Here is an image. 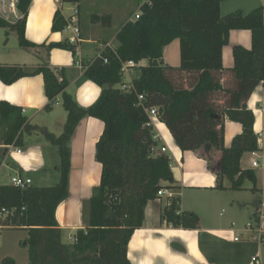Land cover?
<instances>
[{
	"label": "trees",
	"instance_id": "trees-1",
	"mask_svg": "<svg viewBox=\"0 0 264 264\" xmlns=\"http://www.w3.org/2000/svg\"><path fill=\"white\" fill-rule=\"evenodd\" d=\"M31 0H17L21 16L10 22L0 16V27L17 34L21 47L35 46L25 36L26 16ZM76 2L77 0H61ZM221 0H138L139 16L121 25L116 33L119 43L114 50L106 47L84 70L86 78L101 87L98 98L89 106H80L66 92L67 81L61 80L46 65L35 68L0 65V80L10 84L20 77L41 74L47 98L60 95L66 120L59 136L46 128L28 125L21 108L0 100V143L18 145L22 134L39 132L57 148L59 178L50 186L30 184L25 188L0 185L2 227L27 230L24 243L28 247V264H103V244L109 234L119 230L114 245L115 262L130 264L126 247L136 228L144 223V208L156 199L158 190L171 188V158L161 151L154 138L152 124L145 108L155 107L157 117L165 124L181 150H192L212 168L213 155L220 153L216 188L222 179L232 189H241L246 177L254 180L251 171L240 167L246 151L259 149L253 131L254 114L247 107L253 89L264 81L263 8L248 12L235 10L220 15ZM93 21L108 24V15L92 16ZM65 19L55 11L51 30L60 31ZM232 29H248L252 44L232 47L233 64L222 65V48L228 43ZM173 39L180 44V63H163L162 49ZM73 47L66 41L41 44ZM106 58L107 61L103 62ZM132 60L137 75L129 84L121 72L123 62ZM146 60L145 65H140ZM128 85V86H125ZM142 95V105L138 95ZM94 117L103 122V131L95 143V160L101 164V176L84 210L85 227L75 232L77 241L69 251L62 243L61 230L55 217L57 206L68 195L70 170V138L78 122ZM239 122L242 130L229 146L224 145L225 120ZM161 218L176 227L196 228V213L180 210V198L168 199ZM104 253V252H103ZM0 264H16L9 257Z\"/></svg>",
	"mask_w": 264,
	"mask_h": 264
},
{
	"label": "crops",
	"instance_id": "crops-1",
	"mask_svg": "<svg viewBox=\"0 0 264 264\" xmlns=\"http://www.w3.org/2000/svg\"><path fill=\"white\" fill-rule=\"evenodd\" d=\"M115 1L77 0L70 2L72 8L78 7L79 9L82 39L79 50L85 62L94 60L105 44H109L113 49L119 45L116 33L122 24L115 25L114 17L116 18L121 12L115 4V11L108 6L109 2L114 3ZM261 2L264 17V1L261 0ZM65 3L61 0H31L26 16L25 36L27 40L36 45L21 47L16 34L18 46L0 54V65H18L27 68L46 65L55 71L60 80L65 78L66 92L80 106L87 107L98 98L101 87L86 78L84 70L75 65L72 50L59 47L47 50L39 46L66 41L67 33L63 29L51 30L52 18L56 10L64 19L68 17V10H72L70 6L65 7ZM252 4L257 5L256 2ZM82 6L88 8L84 14H88L89 19L84 18L83 20ZM253 6L252 9L256 8ZM16 13L15 7L10 13L15 17L5 19L14 22L21 16L20 13ZM96 15H108L109 23L102 24L100 21H93L92 16ZM127 20L128 18L125 22ZM8 32L6 30L5 36ZM113 38L117 41L116 45L112 44L115 40ZM8 41L9 39L5 42ZM84 43L93 44L95 56L85 51ZM235 44L249 49L252 44L251 32L248 29L229 31L228 43L222 48L224 67H230L233 64L232 47ZM162 60L167 65H179L180 44L178 39H173L163 47ZM132 71V69L129 70L131 78L128 77L127 82L136 77H132L131 73H134ZM57 98L59 100L57 104H53L51 108L45 107L47 98L43 78L39 73L20 77L10 84L0 80V100H6L20 107L26 116L28 125L46 128L54 136L61 134L66 120V111L61 104L60 95ZM247 107L254 114L253 131L257 136L259 149L256 150L255 155H252L251 151L242 154L240 167L251 171L254 180L246 177L241 189L238 190L232 189L231 182L226 178L222 179L223 188H216L215 170H218L220 162L218 151L214 153V163L209 169L207 161L198 153L192 150H181L177 146L165 124L158 117L153 119L154 137L158 139L161 146L166 148L165 152L171 158L173 181L171 182L172 187L168 189L173 196L180 198V210L196 213L199 223L196 228L173 226L161 218L162 208L168 202V198L161 196L148 201L144 208V223L133 231L127 243L126 256L130 264H264V236L261 241L251 239L256 229L248 230L247 223L241 229L233 228L234 222L239 217L247 220L252 215L251 218L256 221L259 208L264 203V81L251 92ZM241 130L242 126L239 122L226 119L224 145L229 146L233 137ZM102 131L103 122L101 120L84 117L78 122L70 138L68 195L60 202L55 212L58 227L61 230L62 243L69 251L75 243L71 240L76 237L75 232L85 227L84 210L87 209V202L93 188L100 181L101 164L95 160L94 153L95 143ZM259 134H261L260 137ZM21 136L22 141L18 145L0 143V175L2 170L6 169L9 179L12 175L19 173L29 177L33 185L50 186L46 183L47 177L52 174V171L58 170L57 148L52 144L48 146V142L45 143L33 137L42 136L39 132L24 133ZM23 136L27 137L23 138ZM15 147L20 148L21 151L17 152L14 150ZM46 150H49L48 156ZM253 160L257 161V165L252 164ZM35 180L36 183H34ZM3 184H9V182H0V185ZM219 204L228 207V217L224 218L221 213L213 215V209ZM209 206L211 215L205 219L200 208L206 207L205 210H208ZM258 222L259 226L264 229V218H260ZM236 236H238L237 240L234 239ZM252 257H256L258 263L254 262Z\"/></svg>",
	"mask_w": 264,
	"mask_h": 264
},
{
	"label": "rangeland",
	"instance_id": "rangeland-1",
	"mask_svg": "<svg viewBox=\"0 0 264 264\" xmlns=\"http://www.w3.org/2000/svg\"><path fill=\"white\" fill-rule=\"evenodd\" d=\"M123 1V0H122ZM125 1V2H124ZM123 2L116 0L114 3L109 2L108 6L110 9L115 11L114 4L117 6V8L120 10L121 13L118 15L116 18L114 17V22L115 25H121L125 22V19L128 18V20H135L134 18V12L138 13V0H124ZM104 2V1H102ZM252 4V3H255ZM66 6H70L72 9V5L70 2L65 3ZM255 5V6H253ZM262 2L261 0H221L220 2V15L224 16L228 14L229 12L235 11V10H241L244 13L248 12L251 10L252 6L253 7H262ZM249 9V10H248ZM82 13H83V20L89 19V15H85L84 13L88 11V8L85 6L81 7ZM117 10V9H116ZM16 14H19L20 11L17 9L16 6ZM68 16L72 13V11L68 10ZM15 15L10 14V18L8 17L7 19H13ZM127 20V21H128ZM264 21V17H263ZM110 31H114L113 29H108ZM6 30L4 28H0V54H3L6 50L18 46L17 43V38H16V33L15 31H9L6 36H5ZM4 35V36H3ZM7 39H9L8 42ZM115 38H113L114 40ZM117 41L116 39L113 41V45H116ZM83 48H85V51L88 54H91L92 56H95L94 53L95 51L93 50V44L90 43H84ZM140 65H145L146 60H141ZM137 66H133L132 69L134 73H131L132 77L137 75ZM134 68V69H133ZM129 72V71H128ZM130 73V72H129ZM128 77H131L130 75L128 76L127 73L124 74V81L125 83L129 84ZM27 136H23V138H26ZM36 139H40L41 141L47 143L46 139L44 136H33ZM38 137V138H37ZM48 146H51L50 143L48 142ZM53 148V147H51ZM54 149V148H53ZM49 150H46V155L48 156ZM212 164L214 161L211 162ZM52 171V169H51ZM59 178V171H52V174L48 175L47 177V184H52L55 181L57 182ZM0 182H9L10 179L8 178L7 175V170L3 169L0 175ZM36 183V180L34 181ZM206 207H203V209L200 208L201 213L203 214V217L205 219L209 218L211 215V209L210 206L208 210H205ZM221 213V215L226 218L229 215V209L226 205H220L215 207L213 209V215ZM252 215H250V218L248 217L247 220H244L243 217H239L236 222H234V229H241L244 227L245 223L251 222L254 220V218H251ZM230 223V222H229ZM121 232L119 230H116L109 234L107 241L103 244L104 247V253L102 252L101 258L103 260V264H113L115 262V249L114 245L117 241L120 239ZM27 239V230L23 228H12V227H1L0 228V263L5 257H9L12 259L16 264H28V247L24 245L25 241ZM75 245V244H73ZM72 245V246H73Z\"/></svg>",
	"mask_w": 264,
	"mask_h": 264
},
{
	"label": "built area",
	"instance_id": "built-area-1",
	"mask_svg": "<svg viewBox=\"0 0 264 264\" xmlns=\"http://www.w3.org/2000/svg\"><path fill=\"white\" fill-rule=\"evenodd\" d=\"M262 1H264V0H262ZM16 4H17V0H0V16L4 17V18H8L10 13L12 11H14ZM71 11H72V13L67 18H65L66 23H65V26L63 28V31H65L67 33L66 42L70 46L73 47L75 65H77L79 68L85 70L94 60H90L89 62H85L81 58L79 46H80L82 39H81V32H80V27H79V9H78V7H73ZM138 16H139V11H138V13L134 14V18H137ZM106 47L114 50L113 48H111L109 46V44H105L99 50L97 57L101 56L103 50ZM106 61H107V59L104 58L103 62H106ZM135 65H136L135 62H133L132 60H128L126 62H123L121 65L122 74L124 75L125 73H127V75H129L128 71L130 70V68H132ZM126 86H128V85H126ZM142 98H143L142 95L139 94L138 99L140 101V103H139L140 105H142V102H141ZM58 102H59V100L57 97H55L54 99L51 100L52 104H57ZM144 110L146 111L147 116L149 117V121L152 124L153 119L155 117H157V114H158L157 109L155 107H150V108H145ZM260 135L261 134H259V137H260ZM154 138H156V137H154ZM14 150H16L17 152L21 151V149L17 148V147H15ZM160 150L166 151V148L164 146H161ZM251 154L255 155L256 151H251ZM252 164L257 165V161L253 160ZM10 184H12L15 187L25 188L31 184V179L29 177L22 176L21 174L16 173V174L11 176ZM157 194L160 197L166 196L168 199L173 197L172 193L167 188H162V189L158 190ZM2 212L6 213L5 208H2L0 210V213H2ZM262 217L264 218V203H262L260 208H259V215L257 217V220L249 222L246 225V228L248 230L252 231L253 229H256V231H254L255 233L252 234L251 239L258 240V241H261L263 239L264 229L259 226V222H258L260 220V218H262ZM0 228H1V225H0ZM234 239L237 240L238 236H236ZM71 240L73 242H76L77 238L73 237ZM252 260L254 262L258 263V260L256 257H252Z\"/></svg>",
	"mask_w": 264,
	"mask_h": 264
}]
</instances>
